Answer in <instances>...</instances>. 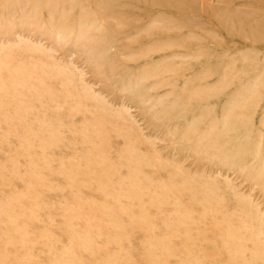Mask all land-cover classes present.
I'll use <instances>...</instances> for the list:
<instances>
[{"label":"rangeland","instance_id":"1","mask_svg":"<svg viewBox=\"0 0 264 264\" xmlns=\"http://www.w3.org/2000/svg\"><path fill=\"white\" fill-rule=\"evenodd\" d=\"M30 1L0 0V264H264V0Z\"/></svg>","mask_w":264,"mask_h":264},{"label":"bare ground","instance_id":"2","mask_svg":"<svg viewBox=\"0 0 264 264\" xmlns=\"http://www.w3.org/2000/svg\"><path fill=\"white\" fill-rule=\"evenodd\" d=\"M9 1V0H8ZM21 1V0H20ZM27 1H29V0H27ZM103 0H101V2H102ZM32 2V0L30 1V3ZM72 2V1H71ZM111 2V1H110ZM133 2V1H132ZM135 2V1H134ZM167 2H169V1H167ZM15 3H16V1H15ZM15 3H14V6H16L15 5ZM29 3V2H28ZM36 3H38V2H36ZM41 3V2H40ZM40 3H39V5H40ZM83 3V2H82ZM89 3V2H88ZM103 3V2H102ZM124 3V2H123ZM131 3V2H130ZM139 3V2H138ZM165 3V2H164ZM8 4H9V2H8ZM97 4V3H96ZM112 4V3H111ZM129 4V3H128ZM137 4V3H136ZM162 4V3H161ZM168 4V3H167ZM12 5V4H11ZM53 5V4H52ZM100 5V4H99ZM101 5H103V4H101ZM105 6H106V4H104ZM108 5V4H107ZM114 5V4H113ZM118 5H120V4H118ZM125 5H126V3H125ZM153 5V4H152ZM29 6V5H28ZM54 6H55V3H54ZM64 6V5H63ZM105 6H104V8H105ZM122 6H123V4H122ZM4 7V6H3ZM5 8V7H4ZM17 8V7H16ZM21 8V7H20ZM96 8V7H95ZM113 8V7H112ZM128 8V7H127ZM161 8V7H160ZM2 9V8H1ZM54 9V8H53ZM62 9V8H61ZM124 9V7H122V10ZM125 9H126V7H125ZM186 9V8H185ZM6 10V9H5ZM25 10H26V8H25ZM97 10V9H96ZM7 11V10H6ZM22 11H23V8H22ZM31 11V10H30ZM107 12H108V10H106ZM110 11V10H109ZM118 11V13H119V10H117ZM7 12H9V11H7ZM113 12H115V11H113ZM122 12V11H121ZM4 13V12H3ZM22 13V12H21ZM25 13V12H24ZM24 13H22V14H24ZM30 13H33V12H30ZM30 13H28V15L30 14ZM53 13V12H52ZM64 13V14H63ZM123 13V12H122ZM5 14H7V13H5ZM11 14V13H10ZM37 13H35V15H36ZM62 14L65 16V11L64 12H62ZM111 14V13H110ZM115 14H117V13H115ZM227 14H229V12H227ZM18 15H19V13H18ZM25 15V14H24ZM102 15V14H101ZM6 16V15H5ZM11 16V15H10ZM10 16H9V18H10ZM29 16H31V15H29ZM64 16H62V20L64 19L63 17ZM100 16V15H99ZM161 16V15H160ZM232 16V15H231ZM240 16V15H239ZM12 17H14V16H12ZM20 17V16H19ZM114 17V16H113ZM16 18V17H15ZM22 18H23V16H22ZM35 18V17H34ZM140 18V17H139ZM228 18H229V16H228ZM7 19V18H6ZM20 19V18H19ZM29 19V18H28ZM32 19V18H31ZM132 19V18H131ZM159 19V18H158ZM35 20V19H34ZM67 20V19H66ZM233 20V19H232ZM11 21V20H10ZM15 21V20H14ZM29 21H30V19H29ZM42 21V20H41ZM128 21H130V19L128 20ZM164 21V20H163ZM17 22V21H16ZM31 22V21H30ZM36 22V21H35ZM39 22V21H38ZM88 22V21H87ZM117 22V21H116ZM130 22H132V21H130ZM18 23V22H17ZM33 23H34V21H33ZM98 23V22H97ZM133 23H134V21H133ZM13 24H14V22H13ZM35 24V23H34ZM111 24V23H110ZM116 24V23H115ZM119 24V23H118ZM65 25V24H64ZM99 25V24H98ZM151 25V24H150ZM168 25V24H167ZM12 26H14V25H12ZM22 26V25H21ZM23 26H24V24H23ZM122 26V25H121ZM169 26V25H168ZM151 27V26H150ZM14 28H16V26L15 27H13V30H14ZM126 28V27H125ZM158 28V27H157ZM112 31V30H111ZM54 32V31H53ZM61 35V34H60ZM83 38V37H82ZM89 39V38H88ZM101 40V39H100ZM179 42V41H178ZM100 43V42H99ZM98 44V43H97ZM99 45V44H98ZM100 51V50H99ZM97 52V51H96ZM21 56V55H20ZM194 93H195V91H194ZM191 94V93H190ZM186 100V99H185Z\"/></svg>","mask_w":264,"mask_h":264}]
</instances>
